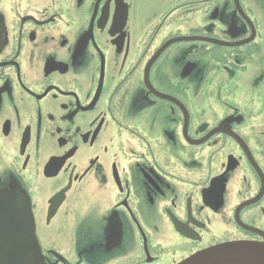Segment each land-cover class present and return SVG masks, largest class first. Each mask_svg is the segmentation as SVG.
I'll return each instance as SVG.
<instances>
[{"label": "flooded vegetation", "instance_id": "obj_1", "mask_svg": "<svg viewBox=\"0 0 264 264\" xmlns=\"http://www.w3.org/2000/svg\"><path fill=\"white\" fill-rule=\"evenodd\" d=\"M0 194L37 264L263 242L264 0H0Z\"/></svg>", "mask_w": 264, "mask_h": 264}, {"label": "water", "instance_id": "obj_2", "mask_svg": "<svg viewBox=\"0 0 264 264\" xmlns=\"http://www.w3.org/2000/svg\"><path fill=\"white\" fill-rule=\"evenodd\" d=\"M3 196L0 194V199ZM8 210L3 220L9 250L5 251V264H35L38 249L34 235L33 220L27 209L17 208L5 198L0 205ZM2 264V263H0ZM178 264H264V242L224 243L199 252Z\"/></svg>", "mask_w": 264, "mask_h": 264}]
</instances>
